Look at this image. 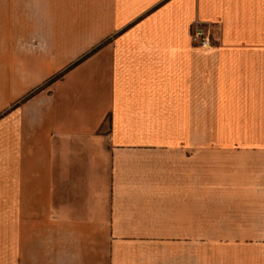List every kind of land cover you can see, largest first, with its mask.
Instances as JSON below:
<instances>
[{
  "label": "crops",
  "instance_id": "crops-1",
  "mask_svg": "<svg viewBox=\"0 0 264 264\" xmlns=\"http://www.w3.org/2000/svg\"><path fill=\"white\" fill-rule=\"evenodd\" d=\"M0 264H264V0H0Z\"/></svg>",
  "mask_w": 264,
  "mask_h": 264
},
{
  "label": "built area",
  "instance_id": "built-area-1",
  "mask_svg": "<svg viewBox=\"0 0 264 264\" xmlns=\"http://www.w3.org/2000/svg\"><path fill=\"white\" fill-rule=\"evenodd\" d=\"M192 42L195 44L193 50V60L196 63L197 72L194 76V83L198 84L200 81L199 67H200V54L202 49L210 45V37L204 33L203 30L198 29L192 36Z\"/></svg>",
  "mask_w": 264,
  "mask_h": 264
},
{
  "label": "rangeland",
  "instance_id": "rangeland-1",
  "mask_svg": "<svg viewBox=\"0 0 264 264\" xmlns=\"http://www.w3.org/2000/svg\"><path fill=\"white\" fill-rule=\"evenodd\" d=\"M46 40L44 38H40V39H22L21 45L29 50H35L39 47H43L44 45H46ZM55 79V78H54ZM54 79L52 81H49V83H52L54 81Z\"/></svg>",
  "mask_w": 264,
  "mask_h": 264
}]
</instances>
